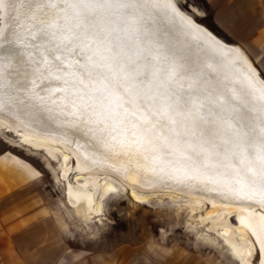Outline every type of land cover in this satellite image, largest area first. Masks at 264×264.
<instances>
[{"label":"water","instance_id":"water-1","mask_svg":"<svg viewBox=\"0 0 264 264\" xmlns=\"http://www.w3.org/2000/svg\"><path fill=\"white\" fill-rule=\"evenodd\" d=\"M29 3L11 37L0 17V55L20 75L16 96L54 110L57 123L40 129L93 141L90 155L101 164L206 197L214 189L248 196L264 211V79L242 50L177 0ZM122 75L126 94L111 88Z\"/></svg>","mask_w":264,"mask_h":264},{"label":"rangeland","instance_id":"rangeland-1","mask_svg":"<svg viewBox=\"0 0 264 264\" xmlns=\"http://www.w3.org/2000/svg\"><path fill=\"white\" fill-rule=\"evenodd\" d=\"M177 1L180 8L189 12L198 23L235 45L214 25L202 0ZM252 63L264 79L260 61ZM8 136L11 138L13 134L0 133V156L18 159L33 171L27 172L26 184L21 186L26 192L25 195L22 193L23 197L8 205L0 201V222L11 223L12 243L24 264H84L89 256L139 247L148 248L155 254L167 253L172 258H187L188 264H237L221 239L200 224L199 216L209 209L206 201L191 216L182 200L172 203L168 198L155 197L143 205L131 198L126 187L127 191L120 198H109L104 202L103 225L89 223L90 227L86 226L73 216L62 188L56 185L41 158L42 153L31 154L24 148L12 146ZM74 170L72 161L70 177ZM230 221L236 223L235 214ZM187 222H192V226H187ZM260 259L257 247L252 264H260Z\"/></svg>","mask_w":264,"mask_h":264},{"label":"bare ground","instance_id":"bare-ground-1","mask_svg":"<svg viewBox=\"0 0 264 264\" xmlns=\"http://www.w3.org/2000/svg\"><path fill=\"white\" fill-rule=\"evenodd\" d=\"M26 2L27 0H0L2 28H5L6 32L4 36L10 35L11 37V34L16 32V24L24 12L31 7V4L26 5ZM193 10L199 14L195 7ZM4 40L5 37L1 42ZM35 50L41 52V48H35ZM19 53L22 55V50ZM5 56L6 53L3 51L0 55V96L3 98L0 107H3L5 116H0V133L11 132L13 134L11 138L8 136V142L12 146L24 148L32 152L31 154L42 153L41 158L45 166L51 172L56 185L62 188L63 197L78 221L88 227H90L89 223L103 225L104 202L109 198H120L127 191L126 187L129 188L131 198L143 205L155 197L168 198L172 203L182 200L184 206L189 208L191 216L206 201L209 203V209L199 216L200 224H204L207 231L213 232L221 239L231 258L237 264H252L258 247L260 264H264V211H258L250 197H239L233 194L229 196L215 189L212 191L213 195L206 197L200 193V190L189 189V185L178 181L168 183L174 186L160 185L131 169L114 168L97 162L89 152L90 146L93 147V141L87 143L85 140H80L78 136L74 140L77 144H74L71 138H63L54 134L50 127L40 129L47 122L57 123L54 110L44 111L40 107L35 108L34 101L31 102L29 98L21 95L16 96L21 91L13 90L11 84L20 75L13 73L11 65L14 63L6 62ZM17 59L22 65V58L17 57ZM36 59L32 57L30 60ZM108 60V57H103L99 65ZM104 67L107 70L113 69L112 64L105 63ZM128 81L122 75L111 88L113 91L126 94V88L130 85ZM138 94L140 91L136 89L133 96ZM135 98L136 96L131 100ZM125 106L123 105L121 110ZM64 124L65 128H68L72 125V121L66 120ZM123 125H128V123ZM85 143L88 146L87 151L82 146ZM12 160L21 164L26 173L33 172L18 159L13 158ZM72 161L75 164V170L73 176L70 177ZM234 214L236 215L235 224L230 221V217ZM187 226H192V222H187Z\"/></svg>","mask_w":264,"mask_h":264},{"label":"crops","instance_id":"crops-1","mask_svg":"<svg viewBox=\"0 0 264 264\" xmlns=\"http://www.w3.org/2000/svg\"><path fill=\"white\" fill-rule=\"evenodd\" d=\"M214 25L233 40L250 61L264 68V0H202ZM11 158L0 156V201L6 205L18 201L25 190L27 173ZM23 193V194H22ZM4 204V205H5ZM15 228V225L13 226ZM12 225L0 222V264H24L12 243ZM127 250V251H126ZM159 256V257H158ZM179 261V262H178ZM188 264L187 258L155 254L148 248H121L111 254L85 258L84 264ZM195 264V263H192Z\"/></svg>","mask_w":264,"mask_h":264}]
</instances>
